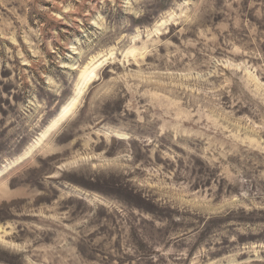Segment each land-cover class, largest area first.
<instances>
[{
    "label": "rangeland",
    "instance_id": "374dc122",
    "mask_svg": "<svg viewBox=\"0 0 264 264\" xmlns=\"http://www.w3.org/2000/svg\"><path fill=\"white\" fill-rule=\"evenodd\" d=\"M0 264H264V0H0Z\"/></svg>",
    "mask_w": 264,
    "mask_h": 264
},
{
    "label": "bare ground",
    "instance_id": "6f19581e",
    "mask_svg": "<svg viewBox=\"0 0 264 264\" xmlns=\"http://www.w3.org/2000/svg\"><path fill=\"white\" fill-rule=\"evenodd\" d=\"M95 69H91L90 71H88L87 69L80 75L79 77V80L80 82H84L86 81V79L90 78L91 76H93L94 72H95ZM80 90L81 89H78L76 91V93L74 94V97L72 98V100L67 103L65 106H62L61 109H60V114H59V117H61L62 119L67 116L69 113H71V109H72V106L75 102V100L79 97V93H80ZM58 121H56L57 123Z\"/></svg>",
    "mask_w": 264,
    "mask_h": 264
}]
</instances>
